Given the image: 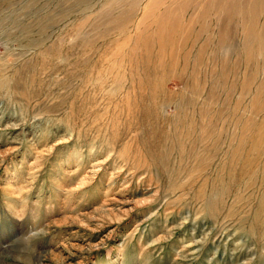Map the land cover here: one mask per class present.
I'll use <instances>...</instances> for the list:
<instances>
[{
  "label": "rangeland",
  "instance_id": "obj_1",
  "mask_svg": "<svg viewBox=\"0 0 264 264\" xmlns=\"http://www.w3.org/2000/svg\"><path fill=\"white\" fill-rule=\"evenodd\" d=\"M0 264H264V0H0Z\"/></svg>",
  "mask_w": 264,
  "mask_h": 264
}]
</instances>
